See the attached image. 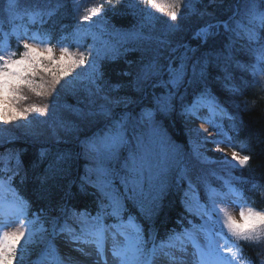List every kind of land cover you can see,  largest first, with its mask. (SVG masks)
Segmentation results:
<instances>
[{
    "label": "trees",
    "instance_id": "16d2710c",
    "mask_svg": "<svg viewBox=\"0 0 264 264\" xmlns=\"http://www.w3.org/2000/svg\"><path fill=\"white\" fill-rule=\"evenodd\" d=\"M184 4L189 6L182 8L177 21H170L169 9L157 11L150 8L147 0H17L12 11H9L8 0H0V47L21 51L18 37L47 34L53 44L63 37L72 51L77 46L90 54L98 51L97 66L102 73L98 83L105 91L129 100L126 107L109 105L113 116L118 118L127 112L130 120L138 122L143 110H152L159 128L156 151L175 146L187 164V174L196 186L201 203H207L205 181L221 191H226L224 183L230 181L241 193L235 199L240 207L264 211V19L250 20L249 0H184ZM99 5L103 6L102 15L93 16L91 21L81 25L80 17L88 14L85 9ZM256 7L257 15L264 13V0H256ZM36 11L42 15L33 23L29 13ZM205 11L208 13L201 15ZM49 12L52 14L48 15ZM223 22L228 23V29ZM209 23L219 24V27L210 30L213 34L207 40L194 38V33ZM170 24L179 27L173 29ZM91 33L96 34L95 40ZM151 61L165 69L169 64L179 67L183 61L187 78L192 76L193 65L198 74L200 68H204V78L191 86H182L180 95L184 96L185 103H190L206 88L216 98L227 115L215 117L214 123L220 127L213 130L226 133L232 148L250 156L247 166L240 167L232 160L200 162L193 151L197 129L188 124L189 118L181 115L179 100L173 101L174 111L165 115L157 110L155 97L165 95L167 89L145 85L138 91L134 85L137 73ZM157 79L160 78H154L151 83ZM162 79H168L166 71ZM77 87L81 88L79 83ZM57 88L59 90V86ZM79 88L65 89L58 97H52L59 111L51 118L47 114L38 127V130L48 131L46 129L54 128L55 124L63 126L69 122L70 129L59 131L66 139L53 138L47 132L34 134L18 122L14 126L0 124V182L15 192L18 200L28 202L27 218L34 220L33 239L26 246L22 242L23 251L18 253L17 264H50L48 259L58 250L59 237L63 241L81 243L72 239L73 234L80 233V223L75 218H67L70 233H53L50 221L59 218L63 224V209L93 215L97 211L98 193L85 180L87 177L95 181L96 174L88 172L93 164L85 153L83 141L100 132L109 121L100 115L88 114L89 106L95 108H90V112H96L100 105L98 99L104 100L100 96L89 97ZM137 131H147V119L138 124ZM134 149V142L122 148L119 161L110 165L119 175L125 174L121 165ZM213 171L215 176L211 174ZM178 177V169L172 167L151 186L145 178L143 192L137 193L135 199L124 198V217L134 216L145 239L151 235L157 245L168 243L170 236L190 228L189 221L201 222L198 216L186 211L188 181ZM114 185L123 197L125 190L118 177ZM128 195H132L131 190ZM112 222V218L105 219V223ZM41 226L45 232L40 231ZM226 238L219 239V244L238 253L234 264H264V237L252 244L235 242L230 236ZM151 247L148 244L149 250ZM223 255L232 260L231 254ZM59 262L67 264L62 256Z\"/></svg>",
    "mask_w": 264,
    "mask_h": 264
},
{
    "label": "snow or ice",
    "instance_id": "6c2138e0",
    "mask_svg": "<svg viewBox=\"0 0 264 264\" xmlns=\"http://www.w3.org/2000/svg\"><path fill=\"white\" fill-rule=\"evenodd\" d=\"M249 2L251 3V8L248 10L250 20L264 19V13L257 15L256 0H249ZM147 3L150 8H155L160 12H163L164 8L169 9L170 21H177L182 8L189 6L184 4V0H147ZM16 4L17 0H8L9 11H12ZM85 12L88 14L80 17L81 25L91 21L93 16H101L103 6H92L85 9ZM51 14V12L48 13V15ZM41 15L39 11L31 12L29 19L34 23ZM237 24L239 25V22ZM169 26L173 29L179 27L176 24ZM218 27L219 24L209 23L198 29L194 33V38L207 40V37L213 34L210 30ZM224 27L228 29L227 22L224 23ZM80 31L81 29L78 28L77 32ZM248 32L250 36L253 35L251 29ZM84 34L89 33L85 32ZM91 34L95 40L96 34ZM18 47L22 50L16 51L0 47V124H14L17 121L29 122V117L33 113L38 114L33 119H38L48 114L50 106L55 108V99L51 101V105L49 103H24L29 100L26 93L46 100L50 97H58L60 91L65 89H75L79 83L89 97L100 96L106 102L98 106V111L88 114L100 115L109 122L100 132L83 141L85 153L93 164L88 172L96 174L95 181H91L87 177L85 180L98 193L97 211L93 215L87 211L78 212L67 208L63 209L65 216L63 224H60L59 218H52L50 221L54 234L70 233L71 228L67 218H75L80 223V233L73 234V241L94 243L97 245V251L102 252L105 240L111 237L112 252L115 257L119 258L120 264H150L151 257L158 252L169 257L170 260H174L175 257L165 249L175 248L179 245L178 250H183L186 243H190L196 249L194 256L198 254L199 259L195 264H232V261L237 259L238 253L234 252L231 247L222 248L219 239L230 236L234 238L235 242L243 241L252 244L259 243L260 239L264 237V211L255 210L252 207L246 209L241 207L240 218L237 219L223 208L218 207V203L226 197L241 196V193L230 181L224 183L226 191H221L205 181L207 203L200 202L196 186L187 174V164L180 157L175 146L162 149L160 152L156 151L155 145L156 138L159 136V128L153 120L152 110H143L138 122L130 120L127 112L119 115L118 118L113 116L109 105L123 104L126 107L129 100L123 97L111 98L104 94L103 86L98 83L102 79V73L97 66L100 56L98 51L90 54L80 50L79 46L75 51H72L63 37L53 44L47 34H42L39 37L36 35L26 38L18 37ZM57 50L59 55L56 54ZM77 69H81V72H77ZM165 71L168 74L167 80L162 79ZM158 77L160 79L151 83L154 78ZM203 78V67L200 68L198 74L196 65H193L192 76L187 78V68L183 61L179 67L169 64L166 69L155 61H151L137 73L134 85L138 91L143 90L145 85L167 89L165 95L155 97L157 110L165 115L174 111L173 101L178 99L182 116L189 119L200 118V109L207 108L209 115L205 119L213 123L214 127H220L214 123L215 117L217 115L223 117L227 114L206 88L200 91V94L190 103H185L184 96L180 95L182 86H191L197 83L198 79ZM57 86H59V90ZM145 119H147V131L138 132V124H143ZM133 142L135 149L129 152L121 165L125 174L119 175L116 169L110 165L118 162L120 150ZM215 150L223 151L219 147V143ZM193 151L202 164L214 162L199 151L198 145L194 146ZM41 155H44L43 150ZM231 158L240 167L247 166L251 159L248 155H241L235 148L231 152ZM17 164L19 165L18 157ZM172 167L178 169L179 179L188 181V191L185 193L186 211L198 216L201 222L193 224L189 221L190 228H185L182 233L170 236L168 243L161 242L157 245L151 235L145 239L143 230L135 222L134 216L124 217L123 213L126 210L124 198L135 199L137 193L143 192L145 178L151 186L153 181L160 180ZM211 174L216 175L214 171ZM117 177L125 190L123 197L114 185V180ZM129 190L132 195H128ZM189 194H191L190 199ZM28 207V202L23 199H19V203L14 208L0 207V213L5 218L14 217V226L11 230H7V225L12 221L9 219L0 221V264H17L18 253L23 251L22 242L26 246L33 239L34 220L27 218ZM106 218H112L113 222L105 223ZM36 219H39V214H36ZM57 229H59L58 232ZM40 231L45 232L46 230L41 226ZM118 236L123 237V242L117 239ZM198 236H203V244L199 242ZM148 244L152 245L150 250ZM237 247H239L238 244ZM223 253L231 254L232 261H229Z\"/></svg>",
    "mask_w": 264,
    "mask_h": 264
},
{
    "label": "rangeland",
    "instance_id": "374dc122",
    "mask_svg": "<svg viewBox=\"0 0 264 264\" xmlns=\"http://www.w3.org/2000/svg\"><path fill=\"white\" fill-rule=\"evenodd\" d=\"M208 11L202 12V14H207ZM225 23V22H223ZM207 26V25H206ZM205 27V26H204ZM75 51V50H74ZM57 55H59V52L57 50ZM77 72H81V69H77ZM63 83V82H62ZM78 86V84H77ZM79 87H76L77 89ZM81 89V88H79ZM72 89H70L71 91ZM63 93V92H62ZM29 96V100L25 101L24 103H35V104H43L49 103L51 105V100L53 99L52 97L47 99H42L39 97H36L34 94L31 93H26ZM104 94L108 95L111 98H122L117 95H113L109 91L104 90ZM124 98V97H123ZM99 103L102 104L105 101H100ZM98 100L96 102L98 103ZM106 103V102H105ZM113 106V105H111ZM115 107H120V106H125L123 104H118L114 105ZM58 107L55 106L53 109L51 106L49 108L48 115L51 118L54 114H56L59 110L57 109ZM90 108L94 107H88V112H90ZM95 109V108H94ZM87 112V111H86ZM87 112V113H88ZM208 110L207 108H201L199 111V116L200 118H191L188 119V124L196 128L197 130L195 131L196 135L194 134V137H197L196 142L194 143V146H199V151L207 156L210 157L212 160H218V161H229L232 160L231 158V152L233 150L232 144L225 135V133H216L213 130V123L208 122L204 117H207L208 115ZM38 114L33 113L29 117V122L25 121H17L22 125V127L28 131L34 132L35 133H40V132H47L46 134L48 136H51L53 138L57 139H66L67 137L65 135H62L59 133L60 129L63 131H67V128H71V125L63 124H55L54 128L50 127L49 129L45 130H38V127H41L40 121L43 120L44 118L47 117V114L45 116H41L38 119H33L34 116H37ZM72 115V113H71ZM82 120V119H81ZM79 120V121H81ZM47 122V119L45 120ZM16 124V122L14 123ZM70 124V123H69ZM9 126H14L13 124H7ZM27 125V127L25 126ZM31 128V129H29ZM207 129V131H205ZM194 133V132H193ZM217 143H219V147L223 149V151H216ZM131 145V144H130ZM215 151L218 153V157H214L210 154V151ZM234 161V160H232ZM220 208H223L225 211L230 213L231 215L235 216L237 219H239V212H240V205L235 202L234 197H229L226 201L220 202V205L218 206ZM5 219H9L10 221L14 222V217L13 218H5L2 213H0V221H4ZM12 222H9L7 227L11 225ZM118 240L123 242V237H117ZM60 242H58V250L57 252L63 257V260L67 264H120L119 258L115 257L112 252V239L111 237H108L103 246V251H97V245L94 243H73L71 240L67 242V240L63 241L59 237ZM198 240L200 241L201 244H203V236H198ZM175 259L170 260L169 257H166L163 255V253L159 254L157 257L158 263L157 264H195V262L199 259L198 254L194 256V253H196V249L191 250L189 248V244H187L183 250H178L174 249L172 251H169ZM225 256V255H224ZM50 259H53L52 264H58L57 259L55 256H51ZM60 264V263H59ZM151 264V263H150Z\"/></svg>",
    "mask_w": 264,
    "mask_h": 264
},
{
    "label": "bare ground",
    "instance_id": "6f19581e",
    "mask_svg": "<svg viewBox=\"0 0 264 264\" xmlns=\"http://www.w3.org/2000/svg\"><path fill=\"white\" fill-rule=\"evenodd\" d=\"M210 154L212 155V156H214V157H218V153L217 152H215V151H210Z\"/></svg>",
    "mask_w": 264,
    "mask_h": 264
}]
</instances>
